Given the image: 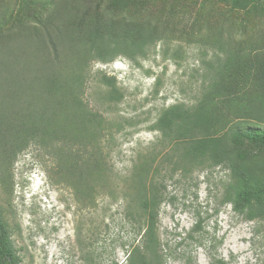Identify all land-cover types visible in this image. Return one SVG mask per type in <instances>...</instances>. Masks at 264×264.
I'll use <instances>...</instances> for the list:
<instances>
[{
	"label": "rangeland",
	"instance_id": "obj_1",
	"mask_svg": "<svg viewBox=\"0 0 264 264\" xmlns=\"http://www.w3.org/2000/svg\"><path fill=\"white\" fill-rule=\"evenodd\" d=\"M94 19L99 51L83 32L68 44L67 29L90 31ZM263 58L264 16L252 5L0 0V208L21 264H128L143 243L131 196L134 167L145 160L150 182L163 184L157 236L166 264H264V224L224 202L238 154L264 166V148L246 142L227 147L226 162H189L183 145L153 128L170 107L204 102L217 121L196 138L263 127ZM103 75L116 79L119 103L104 97ZM118 121L113 139L90 140L94 127ZM68 135L98 147L90 177H79Z\"/></svg>",
	"mask_w": 264,
	"mask_h": 264
},
{
	"label": "trees",
	"instance_id": "obj_2",
	"mask_svg": "<svg viewBox=\"0 0 264 264\" xmlns=\"http://www.w3.org/2000/svg\"><path fill=\"white\" fill-rule=\"evenodd\" d=\"M231 3L232 7L238 10L247 11L252 5V10H255L259 15L264 16V0H225ZM79 28H69L64 33L65 38L68 39V44L76 43L75 37L78 32H83L81 39L88 41L89 49H96L99 51L101 39L102 25L98 24L95 19L91 23L92 29L89 31L87 27L79 24ZM74 32V34H72ZM97 37L98 40L95 39ZM261 66L264 67V58L261 60ZM261 75L264 77V68L261 70ZM103 85L108 87L105 93V98L110 104L119 103L122 95L116 88L115 78H109L106 75L100 78ZM212 90H219V83L213 85ZM121 97V98H120ZM205 102L199 107L188 108L184 105H177L170 107L157 120L153 127L162 132L164 139H173L176 145H183L184 151L182 159L189 161L197 159L199 155L202 157H209L213 163H222L229 160L233 150L230 148H243L246 142L255 146L264 148V126L260 127H246L244 124H236L226 131L224 138L217 134L205 135L203 138H196V132L202 129L212 131L215 128L216 112L214 106L205 107ZM203 109V110H201ZM264 117V116H263ZM103 122V121H102ZM102 122L98 121L100 125ZM264 125V119L261 120ZM107 128L100 126L94 127L95 135L90 137V140L99 143L101 146V138L107 136L113 139L116 133L122 129V121L116 124H107ZM107 133H104V132ZM115 132V133H114ZM103 134V137L101 136ZM207 134V133H205ZM195 136V138H194ZM88 137L73 138L67 136L65 144L69 146L68 152L73 156L74 166L81 168L80 178L89 176L92 171L93 163L97 160L98 147L90 143ZM224 140L221 150V141ZM244 155V156H241ZM241 160L232 167V183L229 184L227 191L224 194V202L230 203L235 212L244 214L249 220H256L264 224V166L256 160H250L245 154H238ZM176 158V157H174ZM172 160V159H171ZM236 162V161H235ZM203 163V162H202ZM177 167L185 168L181 163ZM178 169V168H177ZM90 170V171H89ZM174 170H176L174 168ZM151 167L145 160L134 167L133 172V189L134 195L131 196L134 203L139 207L140 216L143 221L141 247L134 249L129 256L128 264H166L164 255L161 254L159 239L157 236L158 218L161 209V204L164 200L163 184H156L150 182L153 179L149 177ZM132 194V193H131ZM201 228L200 223H196L190 232V238L194 240V235L199 232ZM198 243H201L200 240ZM0 264H21L13 242L11 241V233L8 224L3 216L0 208Z\"/></svg>",
	"mask_w": 264,
	"mask_h": 264
}]
</instances>
